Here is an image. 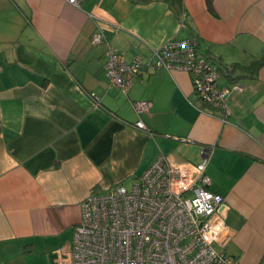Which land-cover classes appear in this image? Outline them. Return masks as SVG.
<instances>
[{"label": "crops", "instance_id": "0c3cea01", "mask_svg": "<svg viewBox=\"0 0 264 264\" xmlns=\"http://www.w3.org/2000/svg\"><path fill=\"white\" fill-rule=\"evenodd\" d=\"M101 28L124 60L197 38L238 84L221 110H200L190 74L144 68L127 95L109 87ZM264 0H0V264H61L90 192L132 184L158 154L208 157L241 264H264ZM152 106L136 113L135 101ZM142 120L147 129L135 126Z\"/></svg>", "mask_w": 264, "mask_h": 264}, {"label": "built area", "instance_id": "2783aa9c", "mask_svg": "<svg viewBox=\"0 0 264 264\" xmlns=\"http://www.w3.org/2000/svg\"><path fill=\"white\" fill-rule=\"evenodd\" d=\"M79 7L83 0H65ZM104 43V72L109 87L127 95L141 71L181 70L192 79L200 110H221L238 84L220 86L216 64L198 51L194 38L173 39L130 62L109 44L101 28L91 44ZM136 113L150 101L131 102ZM135 126L147 129L142 120ZM209 158L186 166L173 165L158 154L130 189L115 184L105 192H90L81 201V219L73 228L67 257L61 264H241L224 251L230 234L221 215L224 198L210 188Z\"/></svg>", "mask_w": 264, "mask_h": 264}, {"label": "trees", "instance_id": "16d2710c", "mask_svg": "<svg viewBox=\"0 0 264 264\" xmlns=\"http://www.w3.org/2000/svg\"><path fill=\"white\" fill-rule=\"evenodd\" d=\"M212 1L213 0H206L207 6L208 8L211 10L212 9ZM197 40V38H194ZM198 42V41H197ZM262 64H264V55L257 57L255 59L252 60L251 64L249 67L251 68H258L259 66H261ZM209 163V162H208Z\"/></svg>", "mask_w": 264, "mask_h": 264}, {"label": "rangeland", "instance_id": "374dc122", "mask_svg": "<svg viewBox=\"0 0 264 264\" xmlns=\"http://www.w3.org/2000/svg\"><path fill=\"white\" fill-rule=\"evenodd\" d=\"M131 185H132V184L126 183V184H125V187L128 188V189H130Z\"/></svg>", "mask_w": 264, "mask_h": 264}]
</instances>
